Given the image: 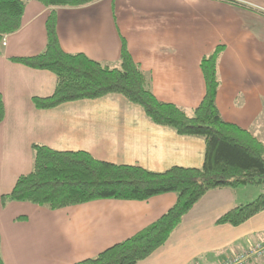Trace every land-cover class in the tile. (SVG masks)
Masks as SVG:
<instances>
[{
    "label": "crops",
    "instance_id": "1",
    "mask_svg": "<svg viewBox=\"0 0 264 264\" xmlns=\"http://www.w3.org/2000/svg\"><path fill=\"white\" fill-rule=\"evenodd\" d=\"M50 12L27 0L21 27L0 51V253L4 264H74L93 258L154 223L174 193L147 201L96 200L58 210L7 201L17 178L31 172L33 145L84 151L115 165L161 173L202 167L201 137L155 125L142 108L116 94L39 110L33 98L52 95L55 75L10 61L40 54ZM56 30L66 53L120 66L122 41L149 78L153 95L190 114L202 101L201 58L222 47L216 106L221 118L264 145V0H98L57 7ZM257 189V188H256ZM254 187L211 190L185 215L167 242L137 264H221L264 240V211L233 227L219 217L253 200ZM264 264V259L250 264Z\"/></svg>",
    "mask_w": 264,
    "mask_h": 264
},
{
    "label": "trees",
    "instance_id": "2",
    "mask_svg": "<svg viewBox=\"0 0 264 264\" xmlns=\"http://www.w3.org/2000/svg\"><path fill=\"white\" fill-rule=\"evenodd\" d=\"M27 0H0V51L6 35L21 27ZM50 8L45 21L46 45L42 53L11 58L35 70L52 72L56 86L52 95L33 98L35 108L49 110L61 104L120 95L142 108L155 125L166 126L181 136L201 137L205 143L201 168L172 167L157 173L138 166L100 161L84 151H59L33 145V167L17 178L7 201L28 202L58 210L102 199L147 201L174 193L176 202L154 223L126 240L74 264H137L163 246L185 215L211 190L259 187L264 190V145L249 131L224 121L216 106L219 88L217 62L222 47L203 56L200 69L205 83L202 101L190 114L172 103L159 101L149 78L133 61L122 41L120 66L109 68L81 53H66L56 30L57 7H79L98 0H34ZM5 107L0 92V123ZM264 211V192L237 206L216 221L233 227ZM1 245V238H0ZM0 264H4L0 253Z\"/></svg>",
    "mask_w": 264,
    "mask_h": 264
},
{
    "label": "built area",
    "instance_id": "3",
    "mask_svg": "<svg viewBox=\"0 0 264 264\" xmlns=\"http://www.w3.org/2000/svg\"><path fill=\"white\" fill-rule=\"evenodd\" d=\"M5 45V39L2 41V46ZM264 259V240L250 246L246 251L239 253L232 258L223 261L221 264H250L252 261ZM199 264V263H195ZM259 264V263H257Z\"/></svg>",
    "mask_w": 264,
    "mask_h": 264
},
{
    "label": "rangeland",
    "instance_id": "4",
    "mask_svg": "<svg viewBox=\"0 0 264 264\" xmlns=\"http://www.w3.org/2000/svg\"><path fill=\"white\" fill-rule=\"evenodd\" d=\"M250 188H252V187H250ZM254 188L255 189L257 188L256 190H258L259 193H261V192L263 193L264 192L263 188H259V187H255V186H254Z\"/></svg>",
    "mask_w": 264,
    "mask_h": 264
}]
</instances>
